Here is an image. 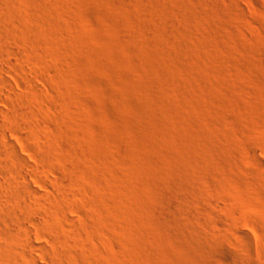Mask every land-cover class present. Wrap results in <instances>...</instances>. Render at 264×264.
<instances>
[{"label": "rangeland", "instance_id": "obj_1", "mask_svg": "<svg viewBox=\"0 0 264 264\" xmlns=\"http://www.w3.org/2000/svg\"><path fill=\"white\" fill-rule=\"evenodd\" d=\"M37 1L14 3L21 6V22L39 24L34 32L41 42L28 51L34 64L40 63L21 66L27 76L17 72L18 77L8 78L16 83L21 75L31 86L33 78L42 87L36 84L34 94H48L38 97L37 92L30 100L35 106L42 102L43 108L27 105L44 123L37 139L44 154L29 157L33 153L24 138L7 134L33 163L45 160L50 147L72 148L71 163L81 169V174L64 172L76 184L70 180L71 188L80 191L72 189L80 201L77 215L69 214L85 222L68 228L79 242L66 246L69 259L55 263L130 264L133 258L138 264H263L264 0H39L40 6ZM53 37L62 39L58 47ZM71 37L79 46L75 53L66 43ZM47 107L55 120L65 117L68 126L61 125L64 118L62 123L51 119ZM66 134L74 137L68 140ZM80 155L83 159H74ZM74 160L84 161L80 166ZM3 193L0 201H9ZM95 194L105 203H97ZM9 224L0 221V254ZM249 238L255 248L250 245L251 255ZM34 249L38 260H46L43 251ZM0 258V264L6 259L12 264L13 259Z\"/></svg>", "mask_w": 264, "mask_h": 264}, {"label": "bare ground", "instance_id": "obj_2", "mask_svg": "<svg viewBox=\"0 0 264 264\" xmlns=\"http://www.w3.org/2000/svg\"><path fill=\"white\" fill-rule=\"evenodd\" d=\"M14 1L15 0H0V102H5V104L7 102L8 103V106L9 105L11 106V108L8 107V106H7L8 107L7 108V107H4L3 104L2 105L0 104V195H1V193L4 194L3 192H5V194H7V196H5V195L4 196L9 199V201H6V202H1L0 201V221H1V224H2V221H6V222H9L10 223L8 225V227H5V229H4V227H2V229L6 230V238H5V241L4 240H3L4 242L2 241L3 244L6 242V244H5V248H6L5 251L6 252L4 251L6 254L4 252H2L1 254H4V255H1L0 254L1 255L0 257H4L5 256V257H8L10 259H13L14 261L12 260V264H16V263L20 264L19 263L20 262L19 260H21L20 257H22V256L27 257L28 262L26 261V259H23V258H22L23 260H21V261L24 262V260H25L26 263H28V264H46L47 259H48V263L50 261L51 264L52 263L54 264L55 262L58 263L59 260L68 258L69 257V255H68V252L69 251L67 252V250H70V249H67L66 246H69L70 244H72V246H73V243L75 244L76 241H77V239H79V238H77L78 236L77 237H72L68 233L69 232L68 231V228H70L73 225L75 227V225H78L79 224L78 223L79 222L78 219L75 218V214H76L75 212L78 210L77 209L78 208L77 202L79 200L78 199L79 197L78 198L76 197V199H75L74 193H72L73 192L72 191L73 188H71V186L68 184V182L71 179H68V177L66 176L67 174H65V172H64V171H66V169H70L71 170V171H69L70 173L71 172H74L75 173L76 171H79V170H77L79 167H76V165L74 166L75 163H73V164L71 163V160L73 159L74 153H73V155L71 154L72 152L70 150L72 148L69 150V148H68L69 146L66 147V148H68L67 150L69 152L68 151L66 152L65 151L66 150L65 148H64L65 149L64 151L62 150L60 152V150H59L60 147L58 148L59 151L55 149L56 147L55 148L50 147L51 150L49 151V155L47 156V158L45 157L46 158L45 160H43V157H42V159L40 158L41 160H43L42 162H40L41 161L40 160L39 163H38V161L36 163H33L32 162L33 159L31 161L29 158H27L28 156L25 157L24 155L21 154L23 152L20 153V150L18 149L19 146H18L17 142L15 141L16 142V144H15L14 141H13V137H12V140H11V136L10 135L8 136V134H7L9 131H11L12 133L16 134L17 139H20L21 137H22V139L24 138V142L26 141V144L28 146V147L25 146V148L26 149L29 148L31 154L33 153L29 157H31V156L32 157H35L33 155H36L37 154V156H38V155H41L43 153V151L39 147L42 144L39 145L40 144L39 143L40 140H38V142H37V139H39L38 136H40L39 135V129H40V127H42V130H43V126H44L43 124L44 123L42 124L41 119L40 120H36V118H34V116H35L34 114H36L35 112H37V109H35L36 110L35 111L34 109H32L30 107L31 110H32V112H34L33 115H32L31 114L32 112L30 113V111L28 110L29 107L27 108V105L32 106L34 104V103L33 104L31 103V101H32L31 99L34 98L35 96H37L39 93L41 94V92H43V90H40L41 92L36 91V93L38 92L37 95H36V93L34 94L35 89H36L34 86L37 83L36 82H34L35 84L33 83V78L32 77L31 78H32V84H33V86H31L30 84H27V83L23 82L24 81L23 79H22L23 81L20 80L21 79V75H20V79L18 78L17 81H16V83L14 82L13 79L10 80L8 78V77H12V76L13 77H18L19 75L16 76L17 75L16 74L17 72H19V73L21 72L22 75H25L26 73H29V72H26L27 70L25 71L24 68H23L26 65H29L30 64V65H32V67L34 66V68L37 67L35 65L39 62V61L37 62V60H39V59H37L36 62H35L36 64H34V60L35 59H34V57H32L33 55L31 56V53L29 55V52L30 51H28V50H29V47L30 46L32 47V45H33L35 47V44L37 45L39 43V41L41 42V40H40L41 37L39 38L38 34H35V32H34L35 30H37L36 28H40V27H36L37 24L33 23V21H32V23L30 21L29 24H27L28 21L26 22L25 19H24V22H21L20 20H22V19L19 18L21 16V14L19 16V13H20V8L19 7H21V6H17L14 3ZM43 1L44 0H42L41 2H43ZM45 1H47V0H45ZM35 3H38L39 4V0L37 2H35ZM17 4H20V3H17ZM41 4H39V6ZM159 5H156V7L158 8ZM22 6H23V4H22ZM46 7H47V5H46ZM161 7H163V6H161ZM21 9H23V8H21ZM34 9H31V10H34ZM36 9H38V8H36ZM41 9H42V6H41ZM49 10L50 9H47V11L50 13ZM160 10H163V8H160L159 11ZM164 10H165V8H164ZM164 10H163V12H164ZM34 11H36V10H34ZM46 12L43 11V13H45V14H46ZM32 13H28V14H32ZM24 14L27 17L28 14L26 12ZM24 14H22V15L24 16ZM35 14H37V12ZM37 15H39V14H37ZM45 16H43V17H45ZM21 18H23V17L21 16ZM68 23H70V22H68ZM40 31L41 30L39 29V31H37V32L39 33ZM41 34H49V33L47 32V33H41ZM56 35L60 38V35H58V34H56ZM47 36H49V35H47ZM42 38L45 40L44 35H43ZM47 38H49V37H47ZM47 38H46V42L49 43V41L51 40L52 36H50V39H47ZM53 38H55V37H53ZM55 40H56V38H55ZM61 40L59 41L57 39L56 40L57 42H55L54 39H53V41L57 45V47L59 45L58 43L59 42L61 43ZM67 40L68 39H66V40L63 39V42L64 41H67ZM46 42L43 41L42 43H46ZM68 42H66V43L69 45L70 49H72V52L75 53L76 51L79 50V46H78L77 42L74 40V38H72L69 43ZM41 45L43 46V44H41V43L38 46H39V48H42L43 49V47ZM180 46L182 48H185L186 47L184 40L181 41ZM32 48H30V49H32ZM44 48H46V47H44ZM46 51H47V49H46ZM30 56L34 60H32ZM13 58H15L16 64H15ZM21 66H23V67H21ZM21 68H23V69H21ZM38 68H41L42 69L43 67H40L39 66ZM37 69H33V70L36 71L35 74H41L40 73L41 71L39 72ZM43 72H45V71H43ZM46 73L47 72H45V74ZM26 76H27V74H26ZM43 76H44V73H43ZM22 78H24V76ZM28 78H30L29 77V74H28ZM31 78L29 80H31ZM26 81L28 82V80H26ZM29 83H30V81H29ZM38 86H40V85H38ZM40 87H38V88L40 89ZM44 93L45 92H43L42 94H44ZM40 94L38 95V97L40 96ZM45 95L48 96V94H44L43 96H45ZM53 95L54 94H52V96ZM56 97H57V95L54 97V100L56 99ZM47 98H49V97H47ZM42 99H43V102H45L47 100V99L45 100L43 97H42ZM59 99L62 100V98H59ZM33 102H36V100L33 101ZM38 102L40 103V101H38ZM35 104H34V106H35ZM47 104H49V103H47ZM37 105H39V104H37ZM40 105H42L44 107L45 104L43 105L42 102H41ZM40 105H39L40 108L38 107L39 109H41V107H42ZM36 106H35V108H37ZM47 106H49V108H50L51 104L50 105H47ZM61 107L62 106L60 105L59 108H61ZM63 107H65V105ZM63 107L61 108L62 110H63ZM55 108H58V107H55ZM44 109L46 110V109H48V107L47 108H44ZM56 110H59V109H56ZM62 110L61 111L59 110L60 114H61ZM64 110H67V109L64 108ZM40 111H42V110H40ZM40 111H38L39 112V115H40ZM46 112H49V111L46 110ZM51 112L47 113V114L50 115V118L52 117L51 116L52 114H50ZM65 112L66 111H64V115H65ZM55 113H54V115H56ZM47 114L45 115V113H43V115H41V116H45V118H46L47 117ZM58 114H57V117H58ZM64 115L62 114L61 116H64ZM36 117L38 119L37 114H36ZM53 117H55V116H53ZM62 118H64L63 120L66 121V118L65 117H62ZM62 118H61V121H62ZM43 121H45V119H43ZM55 121H57V120H55ZM61 121L58 120L57 122L60 123ZM67 121H66V123H67ZM46 122H47V120H46ZM66 123H63L61 125L68 126V123L67 124ZM41 124H42V126H41ZM3 127L4 128H8V131L5 132V131L1 130ZM58 129H57V131H58ZM63 130L67 131L65 128ZM63 130H62V132H63ZM69 133H70V135H73V134H71V132H69ZM53 135H55V134H53ZM52 137H54V136H52ZM52 137H48V138H50L49 140H53ZM55 137H57V135ZM60 137L62 138V136H60ZM60 137H57V138L60 139ZM73 137L72 136L69 137L66 134V138L68 140H69V138L72 140ZM48 138H45V139H48ZM40 139H41V137H40ZM14 140H15V138H14ZM55 141H57V140L55 139ZM47 142L49 143V141H47ZM50 142H51L50 144H53L54 143V141H50ZM60 142L61 141H59V143ZM69 144H73V142L72 143H69ZM43 145L44 146H42V147L45 148V149L49 147L48 145H47L48 147H45L46 146L45 143ZM70 146L73 147L72 145H70ZM63 147H65V144L63 145ZM74 147H76V146H74ZM74 147H73V150H74ZM48 150H49V148H48ZM48 150H45V151H48ZM74 151H78V150L76 149ZM46 153L47 152H45V154ZM80 154H82V153H80ZM83 155H85V154H83ZM74 159L80 160V159H83V156L80 155V158L79 159L78 158H74ZM84 160L86 161L87 159H84ZM262 160L261 159L259 160V164H261V165L264 166V160L263 161ZM74 162H76V161L74 160ZM82 162H80V163H82ZM76 163H78V162H76ZM80 163H78V164L80 165ZM101 163H103V162H99L98 164L96 162V164L99 167V169H103L104 167L106 168V166H103L104 164H101ZM84 168L86 169V167H84ZM72 170H76V171H72ZM80 171H81V169H80ZM67 172H68V170H67ZM87 173H85V175H87ZM77 174H78V172H77ZM80 174H81V172H80ZM90 175H91V173H89V177H91ZM74 176H77V175H74ZM73 177H71V178H73ZM78 178H80V177L78 176ZM95 179H96V177H95ZM97 179H99V178H97ZM80 180H77V182H80ZM2 182L5 183V186H7V188L10 187V188H12V190H8L7 188H5L4 185H3L4 183L1 184ZM99 182H100V180H99ZM70 183H73V179L71 180ZM84 183L85 182H83L82 184H84ZM103 183H104V181H103ZM73 184L76 185L75 183H73ZM78 187H79V184H78ZM74 192H76L78 194L80 193V191H77V190H74ZM81 192H83V190ZM78 194H76V195H78ZM94 197L96 198V200H97L96 202L97 203H101L102 202V197L103 196H101V198H100L98 196V194H95ZM109 197L110 196H108V198ZM216 201H219V203H220L221 200H216ZM213 202H212V204H213ZM102 203H105V202H102ZM100 205H103V204H100ZM217 205H219V207H220V205H221V207L223 206L222 204H218V202H217ZM224 207H225V205H224ZM226 207H227V205H226ZM178 209H180V208H178ZM88 210H90V209H88ZM54 212H56V214H54ZM69 212H71L72 214L75 213L74 216L72 214H69ZM84 212H86V210ZM70 215H72V217ZM93 215H95V214H93ZM93 215H92V217H93ZM97 217H98V215H97ZM99 217H101V216H99ZM138 218H137V222L139 220ZM45 219H47L49 221L48 222L49 224H47L45 222ZM101 219H103V218H101ZM101 219L99 218V220H101ZM219 219L220 218H218V220ZM95 220H96V218H95ZM221 220H222V218H221ZM221 220H220V222H222ZM223 220H224V218H223ZM91 221H88V222L91 223ZM82 222L84 223L85 221H82ZM97 222H99V221H97ZM111 222H110V224H112ZM83 223L80 222L79 226L81 224H83ZM3 224H4V222H3ZM86 224H87V222H86ZM86 224H84V225H86ZM95 225H98V223L96 224V222H95L94 226ZM102 225H100V226H102ZM221 225L224 228L226 226L225 224H224L225 226H223V224H221ZM3 226H5V225H3ZM91 226L93 227L92 224H91ZM64 227H66L67 229L64 230L65 229ZM84 227H83V229H84ZM91 228H89V231L91 230ZM99 228L100 227L98 226V229ZM101 228H103V227H101ZM193 228H195V226ZM0 229H1V227H0ZM102 230H104V229H102ZM94 231H96V230L94 229ZM80 232L83 234L82 231H80ZM90 232H93V230L90 231ZM210 232H212V231H210ZM0 233H2V232H0ZM87 233H88V231H87ZM100 233H102V232H100ZM85 234H84V237H85ZM94 234H96V233H94ZM86 235H88V234H86ZM89 236H91V233H90ZM247 236L249 237L250 235H247ZM35 237L40 238V239L43 237L44 239H46L47 242H50L49 244L52 243L53 246L50 245V247H49L47 245L48 243H46V241H44V240L37 241L38 240L37 239L35 241V239H36ZM75 238H76V240H75ZM95 238H97V237H95ZM97 239H99V238H97ZM103 239H105V238H103ZM248 240H249L248 241V245H249L248 246V251L250 252V253L249 252L248 253L251 255V253H252V250L251 249H253V250L255 249V248H252V246L254 244L251 245L254 242L250 241V238ZM91 241L92 240H90V242ZM246 241L247 240H245V243H246ZM87 242H89V241H87ZM3 244L1 246H3ZM86 245H87V243H86ZM250 245H251V249H250ZM98 246H100V245H98ZM34 247H36V248L34 249ZM86 247H88V245ZM244 247H247V246H244ZM2 248H4V247H2ZM73 248H77V247H73ZM82 248H83V246H82ZM31 249L32 250L33 249L34 250L39 249V250L43 251V253H44L43 256L45 255V257H41V258H45L46 260H44V261L41 260L42 262L40 260H38L37 259V256H34L33 253L31 252L32 251ZM77 249H75V250L77 251ZM84 249H86V248H84ZM245 249H247V248H245ZM75 250H73V252H76ZM78 252H80V250ZM100 252H101V250L98 253L100 254ZM41 254H42V252H41ZM71 254H72V252H71ZM101 256H103V255L101 254ZM76 257H77V255H76ZM41 258H39V259H41ZM70 258L73 259L72 257H70ZM71 259H70V261H71ZM104 259H105V257H104ZM106 260H107V258H106ZM239 260L240 261L241 260L242 261L243 260L246 261L243 258L242 259L240 258ZM1 261H4L3 258H2ZM1 261H0V263H2ZM67 261L68 260L64 261L65 262L64 264H69V262L67 263ZM98 261H99V258H98ZM130 261H131L130 264H138L137 261L135 259H133V258ZM14 262H16V263H14ZM23 262L21 264H23ZM72 262H74V261L72 260ZM5 263L7 264V259L5 260ZM57 263H55V264H57ZM256 263H257V261H256ZM256 263H254V264H256ZM3 264H4V262H3ZM243 264H244V262H243Z\"/></svg>", "mask_w": 264, "mask_h": 264}]
</instances>
